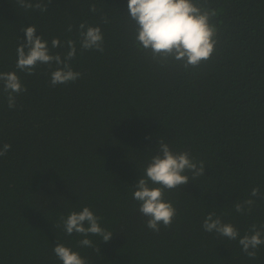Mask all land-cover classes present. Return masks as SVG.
<instances>
[{
	"label": "trees",
	"instance_id": "trees-1",
	"mask_svg": "<svg viewBox=\"0 0 264 264\" xmlns=\"http://www.w3.org/2000/svg\"><path fill=\"white\" fill-rule=\"evenodd\" d=\"M127 3L52 0L41 14L0 0V73L16 72L27 89L9 109L0 88V148L11 145L0 157V264H61L57 243L88 264H264V245L252 260L238 241L202 228L209 213L241 236L264 225V0H194L214 13L217 43L187 69L140 48ZM82 22L101 28L103 53L81 52ZM32 25L50 49L54 38L77 42L79 79L53 87L56 65L33 75L16 68L21 29ZM51 51L63 57L67 47ZM161 140L203 161L205 173L186 172L188 185L165 191L176 216L154 232L132 194ZM255 187L260 197H251ZM247 199L252 210L237 213ZM83 207L113 233L109 242L90 235L94 247H79L84 237L55 227Z\"/></svg>",
	"mask_w": 264,
	"mask_h": 264
},
{
	"label": "clouds",
	"instance_id": "clouds-1",
	"mask_svg": "<svg viewBox=\"0 0 264 264\" xmlns=\"http://www.w3.org/2000/svg\"><path fill=\"white\" fill-rule=\"evenodd\" d=\"M51 2L52 0H16L17 5L25 11H39L41 14L48 11ZM90 11H96L95 5L90 7ZM127 12L135 25V42L158 63L172 61L187 69L198 67L214 53L217 30L210 22L214 13L202 10L194 0H128ZM103 22L108 23L106 18ZM21 31L25 35V42H20L16 49V68L19 71L33 75L39 64H54L56 67L50 73L53 87L75 82L81 77V73L74 71L71 65L77 54L76 41L69 39L64 45L56 38L51 41V49L66 45L67 51L62 57L59 53L52 54L48 42L41 35H37L34 25L23 27ZM68 31H72L71 25L68 26ZM78 37L81 52H104V37L100 27L82 22ZM0 88L7 93L9 109H14L16 97L27 91L16 72L0 73ZM10 149V144H3L0 157L5 156ZM186 172H191L192 180H195L204 175L205 164L203 161H194L189 152L174 153L161 140L157 154L151 158L142 177L133 187L132 198L138 204V211L146 217L148 229L159 232L161 226L171 227L176 208L165 199L164 193L166 190L188 185L190 180ZM250 195L260 197V188H253ZM254 203L253 199L243 200L235 203L234 209L241 214L250 212ZM100 219L90 208L83 207L79 212L72 211L66 218L61 217V223L55 227L62 225L67 235L75 233L84 237L78 241V246L92 248L94 245L88 238L90 235L101 237L105 243L113 236L112 232L101 227ZM202 228L209 234L215 233L230 241H238L242 252L252 260L257 257L260 246L264 245V225L259 229L252 225L241 236L235 226L222 222L215 213H209L203 220ZM96 251L100 252V248ZM53 253L61 264H88L87 259L81 257L79 252L62 243L55 244Z\"/></svg>",
	"mask_w": 264,
	"mask_h": 264
}]
</instances>
